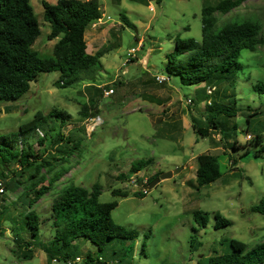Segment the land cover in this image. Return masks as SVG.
<instances>
[{
	"label": "rangeland",
	"instance_id": "1",
	"mask_svg": "<svg viewBox=\"0 0 264 264\" xmlns=\"http://www.w3.org/2000/svg\"><path fill=\"white\" fill-rule=\"evenodd\" d=\"M98 1L104 21L91 26L86 34L87 52L104 54L95 80L61 87L59 72L41 73L19 100L0 101L1 136L11 137L37 112L48 116L56 111L63 112L64 118L50 119L51 132L42 129L46 143L59 144L62 136L66 141L70 134L76 137L73 144L79 150L70 160V173L34 208L43 223L42 242L53 237L48 218L61 189L69 183L89 190L98 184L100 202L118 204L112 211L113 221L138 235L124 247L128 253L125 264H208L216 254L230 252L232 239L254 250L264 242V216L251 211L264 199V153L259 152L264 147V46L243 50L236 81L217 85L220 93L229 95V99L222 98L223 104L237 109L238 115L215 117L218 130L201 136L192 125L194 119L204 120L209 114L207 102L197 101L198 89L206 84L185 86L178 75H169L168 55L175 51L178 39L201 42L203 5L221 0ZM43 2L56 4L57 0H31L41 29L33 50L46 59L53 57L59 39L48 38L51 25L44 20ZM123 16L131 25L123 22ZM237 16L262 21L264 37V0H250L225 16L216 14L219 25ZM107 17L110 22L105 21ZM137 46L136 57L126 65L130 51ZM155 76H164L166 81L159 84ZM111 88L115 94L104 97V91ZM84 109L103 120L91 135L84 127L89 118L84 117ZM259 134L263 136L259 144L248 138ZM235 142L237 149L233 148ZM33 147L40 154L45 146L35 137ZM207 153L218 158L222 175L211 186L199 188L198 157ZM142 160L149 165L133 173L131 166ZM3 169L0 165V172ZM177 169L181 171L173 178L148 191L139 186ZM115 191L129 196H115ZM21 193L7 194L1 206L11 209ZM196 211L209 217L206 228L195 221ZM216 214L230 225L216 228ZM6 215L0 219V231H5L0 236V264H48L41 248L35 250L32 260H23L16 239L25 236L11 229V222L3 219ZM87 252L94 258L109 257L108 250L99 253L90 243L83 246L82 258Z\"/></svg>",
	"mask_w": 264,
	"mask_h": 264
},
{
	"label": "trees",
	"instance_id": "2",
	"mask_svg": "<svg viewBox=\"0 0 264 264\" xmlns=\"http://www.w3.org/2000/svg\"><path fill=\"white\" fill-rule=\"evenodd\" d=\"M248 1L221 0L214 5L206 1L201 15V42L193 38L178 39L175 51L168 55L169 75H178L185 86L200 87L206 84L198 89L197 101L207 102L206 110H209V114L204 120L194 119L192 125L201 136L218 130L215 117L225 115L232 118L238 115L237 109L223 104L222 98L229 99V95L226 92L220 93L217 85L236 81L237 73L241 70L239 58L243 50L256 51L264 46L262 21L237 16L219 25L216 17L217 13L225 16ZM43 8L44 20L51 25L49 40L59 39L54 46L53 57L46 59H41L33 50L41 29L31 0H0V101L19 100L41 73L59 72V85L67 87L95 80L102 69L100 59L104 56L103 52L89 54L86 41L88 29L102 18L100 2L57 0L56 4L43 2ZM122 20L131 25L127 17L123 16ZM207 88L214 89L212 95L207 94ZM84 110V115H87L84 117L98 116H91L88 110ZM52 118L62 119L64 113L52 111L45 116L37 112L33 120L21 125L19 131L11 137L0 135V165L4 167V171L0 172V183H3L6 191L0 200V219L7 214L3 219L11 222V229L15 233L21 231L20 235L25 236L16 239L18 253L25 261L32 260L35 250L41 248L48 263L68 264L80 258L78 264H125L128 253L124 247L136 240L138 235L113 221L112 211L118 204L101 203V187L98 184L90 190L71 183L61 189L53 200L51 216L48 218L53 237L47 243L42 242L43 223L34 208L70 173V160L75 151L79 150L77 144H73L76 137L71 134L66 141L62 136L59 144L53 140L46 143L47 134L43 130L52 131L49 127ZM38 131L45 135L38 136ZM35 137L45 146L40 154L33 147ZM251 139V142L255 140L259 144L263 136L259 134ZM236 144L234 149H237ZM259 152L264 153V147ZM198 162L196 175L199 188L209 187L221 178L216 156L202 154ZM14 165L16 167L11 170ZM148 165L149 161L142 160L134 163L131 170L139 173ZM157 177L159 175L152 177L149 183ZM19 190L22 193L11 203V209L1 206L7 194H16ZM114 195L124 198L129 196L127 192L120 191H115ZM251 211L264 216V199L253 206ZM215 218L218 229L230 225L220 214H216ZM195 221L201 228H206L209 217L202 211H196ZM4 234V230L0 231V236ZM28 238L30 242H27ZM87 243L97 247L99 253L108 250L109 257L94 258L87 252L82 258L83 246ZM195 243L193 239L192 247ZM229 244V253L216 254L208 260V264H264V242L252 251L248 250L245 243L235 239Z\"/></svg>",
	"mask_w": 264,
	"mask_h": 264
},
{
	"label": "built area",
	"instance_id": "3",
	"mask_svg": "<svg viewBox=\"0 0 264 264\" xmlns=\"http://www.w3.org/2000/svg\"><path fill=\"white\" fill-rule=\"evenodd\" d=\"M104 21L103 17L98 20L96 23H94L92 25V27H97L98 25L102 24ZM106 22H110L111 21V18L110 17H107ZM140 50V46H137L136 48H133L130 53H129V59L126 61V65H128L133 58L136 57V53ZM168 79V78H167ZM155 80L157 83L159 84H163L165 81H166V78L164 76H155ZM169 80V79H168ZM207 94L208 95H212L213 92H214V89L212 88H207ZM115 94V91L113 88L109 89V90H105L104 93H103V96L106 97V98H109L111 97L112 95ZM191 102V100H190ZM210 103V102H209ZM103 125V120L101 117L99 116H96V117H90L88 119H86V122L84 124V127H85V130L87 132V134L91 135L92 133H94L99 127H101ZM38 136H41L43 137L44 134L42 131H38ZM249 139H251V136H248ZM6 191H5V187L3 185V183H0V200H2V198L4 197ZM81 262V259L80 258H77L75 261H71V262H68V264H78Z\"/></svg>",
	"mask_w": 264,
	"mask_h": 264
},
{
	"label": "water",
	"instance_id": "4",
	"mask_svg": "<svg viewBox=\"0 0 264 264\" xmlns=\"http://www.w3.org/2000/svg\"><path fill=\"white\" fill-rule=\"evenodd\" d=\"M180 171H181V169H177L175 171L165 173V174L161 175L159 178H156L153 182H151L148 185H144L143 182H140L139 186L142 187L145 191H148V190L152 189L153 187H155L160 181L173 178V176L178 174Z\"/></svg>",
	"mask_w": 264,
	"mask_h": 264
},
{
	"label": "crops",
	"instance_id": "5",
	"mask_svg": "<svg viewBox=\"0 0 264 264\" xmlns=\"http://www.w3.org/2000/svg\"><path fill=\"white\" fill-rule=\"evenodd\" d=\"M35 256V255H34ZM45 256H46V254H45ZM46 259H47V256H46ZM47 263H48V261H47ZM49 264V263H48ZM54 264V263H53Z\"/></svg>",
	"mask_w": 264,
	"mask_h": 264
}]
</instances>
